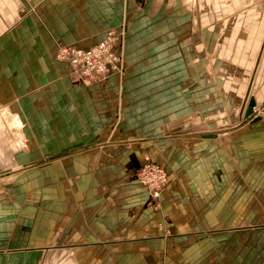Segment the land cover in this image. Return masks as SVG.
<instances>
[{
    "label": "crops",
    "instance_id": "0c3cea01",
    "mask_svg": "<svg viewBox=\"0 0 264 264\" xmlns=\"http://www.w3.org/2000/svg\"><path fill=\"white\" fill-rule=\"evenodd\" d=\"M123 23L125 70L106 85L55 59ZM204 78L227 112L264 106V0H0V116L24 134L9 135L16 160H47L35 190L48 196L0 198V264L50 250L51 264H264V120L241 137V123L204 122ZM145 153L171 172L153 205Z\"/></svg>",
    "mask_w": 264,
    "mask_h": 264
},
{
    "label": "rangeland",
    "instance_id": "374dc122",
    "mask_svg": "<svg viewBox=\"0 0 264 264\" xmlns=\"http://www.w3.org/2000/svg\"><path fill=\"white\" fill-rule=\"evenodd\" d=\"M122 25L123 26H121L120 28H112V29H109V30H118V31L122 32L124 34V38H126V36H127L126 23H123ZM107 32H106V34H107ZM105 36H107V35H105ZM64 47H75V46H64ZM60 48H62V47H60ZM55 54H56V52L54 53V55ZM55 59L58 60L56 58V55H55ZM124 70H125V60H124V55H123V70L121 72L113 73L111 76H113L114 74H117V75L118 74H122L124 72ZM110 77L106 81L101 83L100 85H106V83H108ZM74 82H76V81H74ZM201 82H203L202 85H201V88L203 87V89H204L203 90V93H204V97H203L204 105L203 106L207 109V106L209 104H214L213 105L214 109L216 108L214 111L211 110L213 113H211L210 116H207L208 112H206V111L203 112L204 113L203 116L205 118V119H203V120H205L204 122H207V121L212 122V121H215V120H219L220 123H222V122H226V121L230 120V122H233V124L236 123L235 125L241 123L239 126L234 127V129H236V130L239 129L238 135L241 137L247 132L245 128L250 127L254 122H258L261 119L264 120V106H254L253 107V111H251L252 114H250V112H249V115H248L249 117L248 118L245 117L246 119L243 118V116H242L243 112H238L237 115H235V113L232 112V111H230V112H227V110L225 111L224 110L225 106L223 105V103H224L223 96H221V94H216V93L215 94L214 93L213 94H209L208 93L209 90H207V85L211 84V83L209 81H206L205 78ZM76 83H78V82H76ZM197 83H199V82H196L195 80H190V82L188 84V88H191L192 90H194L196 85H197ZM97 84H99V83H97ZM92 85H95V84H92ZM92 85H85V86H92ZM219 102H220V104H219ZM194 106H195V102H194ZM197 111L200 112L201 109L198 108ZM240 117L243 118V121L238 123V121H239L238 119ZM17 119H19V118L17 117ZM193 129H200V128H193ZM172 132H182L183 133L182 128H179V127H176L174 129V131H172ZM205 132H207V131L205 130ZM214 132H215V129H214ZM215 134H217V133H215ZM208 135L212 136L211 133H209ZM163 136H164V133H163ZM163 136H161V138H163ZM241 146L242 145H240V147ZM239 149L240 148H238V150ZM147 156L155 164H157L158 167H161V169L166 173V175H167L166 176L167 177V182H166V186H165V189H166V187L168 186V184L170 182V179H171V172L169 170L170 168H168V166L163 164V163H159V162L155 161V159L148 153L144 154L143 162L136 169V171L138 172L137 173V179L142 184L141 180L138 177V174H139L140 169L142 168L143 164L145 163V158ZM16 161H17L16 162L17 165H15L16 163L14 165H10L8 169H7V166L6 167H0V195H1L0 198L8 199V201L10 200L12 202L14 200H20L22 198H25V193H28L27 197L30 198V199H33V200H35L36 198L46 199L48 197L46 194L41 196V193H42L41 185L40 186L38 185V187H39L38 193L35 190V188H36L35 184H36V179H37V175H36L35 169H36V166L41 165V163H43V162L45 163V161H47V160L44 161V159H38V158L29 157V158H19ZM231 161L233 162L232 159H231ZM241 167H243V166H241ZM241 167L238 168L236 175H233L231 173V182L238 183V182H243L244 181V179H243V171H242ZM240 172H241V174H240ZM134 173H135V170H134ZM41 177H43V176H41ZM45 177H43L44 178L43 181L40 179V183H43V182L46 181ZM223 177L224 176H220L221 181H223L222 180ZM14 178L15 179L17 178L16 179L17 181ZM9 179H13V181L11 183H14L16 181L14 184H12L13 186H6L7 182H9ZM21 182H24L25 184H28L29 187H28L26 192H25V189L23 187H21ZM14 187H16L17 190ZM165 189H164V191H165ZM15 190L18 191V192H16ZM49 190L50 189L45 190V193H50L51 191H49ZM151 201L152 200L150 198L149 204H152ZM17 209H18V207L15 210H17ZM15 215H16V212L9 217L10 222H15V223L18 222L17 220H15V219H17V218H15ZM16 216H18V215H16ZM47 220H45V221H47ZM28 221L31 222V218H29ZM45 224H47V223H45ZM234 225L231 226V229H233V228L240 229L241 228L240 230H242V228H243L242 226H237V224H234ZM46 229H47V225H45V229H44V234L45 235L47 234ZM0 242H1L0 243V247H1L0 248V254H1L0 255V260H3L5 258V255H7V253L4 254V251H3V248H5V245L7 244V242L5 240H3V239H1ZM9 245L10 244H8L6 246H9ZM11 246H16V244L13 243ZM7 251H9V249ZM50 252H52V251L50 250ZM50 252H48L47 255L45 256L46 264H51V254H50ZM19 259L20 258L18 257V260H17L18 262L20 261ZM12 264H16V258H12ZM156 264H169V263L165 262L164 260H160Z\"/></svg>",
    "mask_w": 264,
    "mask_h": 264
},
{
    "label": "built area",
    "instance_id": "2783aa9c",
    "mask_svg": "<svg viewBox=\"0 0 264 264\" xmlns=\"http://www.w3.org/2000/svg\"><path fill=\"white\" fill-rule=\"evenodd\" d=\"M105 38L89 48L62 47L56 51V58L70 66L75 80L85 85L101 84L113 73L123 70L122 46L124 34L109 30ZM148 156L138 174L142 184L150 193L151 203L162 198L167 177Z\"/></svg>",
    "mask_w": 264,
    "mask_h": 264
},
{
    "label": "bare ground",
    "instance_id": "6f19581e",
    "mask_svg": "<svg viewBox=\"0 0 264 264\" xmlns=\"http://www.w3.org/2000/svg\"><path fill=\"white\" fill-rule=\"evenodd\" d=\"M0 118H1L0 119V167H6L9 165L15 164L16 159L14 157V152L17 151L16 149L18 147V146L16 147V144L12 143L13 137L11 139V137H9V135L13 134V136H18V138L16 140H18L17 142H20V138L23 139L24 134H22L20 131H17V132L16 131L15 132L10 131L7 133V130H8L7 125L9 123V121H8V123L6 122L7 123V125H6V123L3 121L1 116H0ZM1 122H2V127H1ZM13 125L14 124H12V128H13ZM4 130H5V132H4ZM5 134H6V137H5Z\"/></svg>",
    "mask_w": 264,
    "mask_h": 264
}]
</instances>
